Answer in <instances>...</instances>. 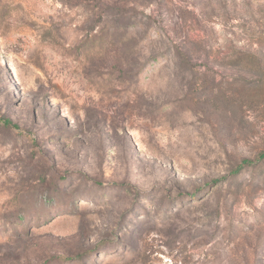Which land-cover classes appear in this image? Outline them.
<instances>
[{"label":"rangeland","instance_id":"obj_1","mask_svg":"<svg viewBox=\"0 0 264 264\" xmlns=\"http://www.w3.org/2000/svg\"><path fill=\"white\" fill-rule=\"evenodd\" d=\"M0 116V264H264V0H0Z\"/></svg>","mask_w":264,"mask_h":264},{"label":"trees","instance_id":"obj_2","mask_svg":"<svg viewBox=\"0 0 264 264\" xmlns=\"http://www.w3.org/2000/svg\"><path fill=\"white\" fill-rule=\"evenodd\" d=\"M1 59L5 60L6 58L5 57H2ZM0 121H3V123L7 126L9 125H12V121L10 119H6V118H3L0 116ZM261 156L263 157L264 156V152L261 154Z\"/></svg>","mask_w":264,"mask_h":264}]
</instances>
